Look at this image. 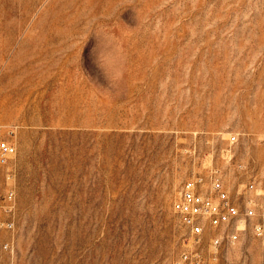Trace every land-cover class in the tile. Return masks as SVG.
<instances>
[{
	"label": "rangeland",
	"instance_id": "374dc122",
	"mask_svg": "<svg viewBox=\"0 0 264 264\" xmlns=\"http://www.w3.org/2000/svg\"><path fill=\"white\" fill-rule=\"evenodd\" d=\"M0 141V264H172L213 172L255 215L202 257L264 264V0H0Z\"/></svg>",
	"mask_w": 264,
	"mask_h": 264
},
{
	"label": "built area",
	"instance_id": "2783aa9c",
	"mask_svg": "<svg viewBox=\"0 0 264 264\" xmlns=\"http://www.w3.org/2000/svg\"><path fill=\"white\" fill-rule=\"evenodd\" d=\"M230 142L236 141V136L229 138ZM15 154V148L7 141H0V162H6V159ZM208 188H202L206 183L201 177H195L187 180L180 188L178 195L173 200L172 210L179 218L182 225L188 230L190 242L186 250L181 252L176 261L172 264H214L216 261V252L208 253L206 259L202 257L200 250V242L202 237L208 236L209 246L216 248L220 244V240L215 233L211 237V231L223 229V232L235 223L245 218L254 217L255 207L253 206V198L245 199L243 212L239 207L231 201L229 195L225 191L223 184L216 177V173H212L209 177ZM246 191L254 192L264 204V189L256 192L255 181H249L245 187ZM14 192L8 191L3 197L1 209L8 212L13 204ZM11 211V210H10ZM13 218L0 221V230L8 231L14 228ZM262 224L256 223L253 231L260 235L262 232ZM240 230L226 232L225 238L230 242H234L238 238ZM223 235V234H222ZM4 249H8L9 244L3 245ZM9 264V263H7Z\"/></svg>",
	"mask_w": 264,
	"mask_h": 264
}]
</instances>
